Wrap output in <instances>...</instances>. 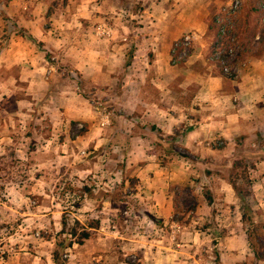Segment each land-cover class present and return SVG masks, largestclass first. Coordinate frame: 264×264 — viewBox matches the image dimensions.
<instances>
[{
	"label": "rangeland",
	"instance_id": "1",
	"mask_svg": "<svg viewBox=\"0 0 264 264\" xmlns=\"http://www.w3.org/2000/svg\"><path fill=\"white\" fill-rule=\"evenodd\" d=\"M231 1L215 12V41L216 19L224 18ZM67 2L54 0L51 9ZM241 8L242 1L230 19L242 47L236 25ZM260 9L264 23V3ZM14 25L10 22L11 29ZM111 28L102 23L96 32L111 35ZM260 28L264 33V25ZM7 32L0 34V264H55L57 243L68 236L62 231L65 218L68 231L79 219V233L88 227L92 235L65 248L62 264L264 263L250 243L241 199L231 183L238 179L244 185V175L252 180L254 195L248 201L259 228L258 249L264 252L262 137L230 141L218 136L199 144L204 150L192 151L182 142L185 126L167 134L152 123L131 121L112 89L87 82L48 51L52 68L45 77L65 75L85 101L89 118L67 120L61 101L67 92L54 94L55 101L44 96L46 86L30 89L25 74L2 56ZM193 45L183 60L173 62L184 63ZM169 135H176L179 152H169Z\"/></svg>",
	"mask_w": 264,
	"mask_h": 264
},
{
	"label": "crops",
	"instance_id": "2",
	"mask_svg": "<svg viewBox=\"0 0 264 264\" xmlns=\"http://www.w3.org/2000/svg\"><path fill=\"white\" fill-rule=\"evenodd\" d=\"M53 1L0 0V34H6L5 27L9 33L1 53L25 74L30 89L46 86L44 96L55 101L54 94L67 92L61 100L67 120L89 118L85 101L65 75L45 77L52 68L48 51L87 82L112 89L131 121L152 123L167 134L185 126L182 142L192 151L204 150L199 144L218 136L264 140V0H241L236 25L243 51L233 65L234 76L222 73L212 56L215 12L231 0H68L51 9ZM3 15L10 18L5 21ZM106 22L112 34L96 32ZM190 31L198 36L192 53L175 64L173 43Z\"/></svg>",
	"mask_w": 264,
	"mask_h": 264
},
{
	"label": "trees",
	"instance_id": "3",
	"mask_svg": "<svg viewBox=\"0 0 264 264\" xmlns=\"http://www.w3.org/2000/svg\"><path fill=\"white\" fill-rule=\"evenodd\" d=\"M231 76H234V73H230ZM177 137L176 135H169L168 139H167V143H165L168 146L169 152L173 153V152H179L176 147H175V141H176ZM162 145H164L163 143H160ZM183 154V153H181ZM185 156H187L186 154H184ZM244 179H245V184L241 185L240 183H238V179H233L231 180V183L235 189V191L237 192L238 196L241 199V203H242V218L243 221L245 222V224L247 225V234H248V238L250 240V243L254 249L255 255L258 259L260 260H264V252H261L258 249V245H257V239L255 237L256 232L259 230L258 228V224L256 222L255 216H254V210L252 205L250 204V202L248 201V197L251 195H254V188H253V183L252 180L250 179V177H248L247 175H244ZM207 198L209 199V201L213 200V197L211 195V192L207 191ZM99 221L96 222V226L99 225ZM64 227H63V233H68V236L63 237V239H61L58 243H57V247L53 253V258H54V262L55 264H62L63 261H65V259H63V251L65 248L67 247H71L76 238L79 239V243H82L85 239L90 238L92 235V231L89 230L88 227H83L82 231L79 233V229L81 226V221L79 219H77L75 226L72 227L71 231H68L67 229V221L66 218L63 222ZM94 226V227H96Z\"/></svg>",
	"mask_w": 264,
	"mask_h": 264
},
{
	"label": "built area",
	"instance_id": "4",
	"mask_svg": "<svg viewBox=\"0 0 264 264\" xmlns=\"http://www.w3.org/2000/svg\"><path fill=\"white\" fill-rule=\"evenodd\" d=\"M240 4L241 0H232L226 5L224 18L216 19L219 35L215 41L213 57L220 61L225 74L233 72V65L238 61L239 54L242 52L240 41L234 31L235 19H230L238 11ZM196 38V34L191 32L174 42L172 49L174 62H179L186 57L187 51L191 48Z\"/></svg>",
	"mask_w": 264,
	"mask_h": 264
}]
</instances>
